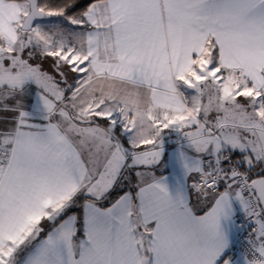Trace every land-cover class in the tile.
<instances>
[{
  "label": "snow or ice",
  "instance_id": "6c2138e0",
  "mask_svg": "<svg viewBox=\"0 0 264 264\" xmlns=\"http://www.w3.org/2000/svg\"><path fill=\"white\" fill-rule=\"evenodd\" d=\"M0 264H264V0H0Z\"/></svg>",
  "mask_w": 264,
  "mask_h": 264
}]
</instances>
